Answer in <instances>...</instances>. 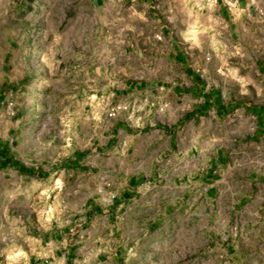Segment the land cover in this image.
Wrapping results in <instances>:
<instances>
[{"label": "rangeland", "instance_id": "374dc122", "mask_svg": "<svg viewBox=\"0 0 264 264\" xmlns=\"http://www.w3.org/2000/svg\"><path fill=\"white\" fill-rule=\"evenodd\" d=\"M170 1L169 20L130 21L126 13L107 21L104 47L96 49L88 37L77 48L71 44L72 0H0V91L16 84L0 102V146L42 173L0 165V264H30L46 231L78 223L89 202L110 205L137 174L148 179L151 194L140 199L136 221L126 213L107 240L116 233L123 240H156L151 254H141L143 264H161L160 240L171 249L176 240H196V254L176 260L170 253L169 264H264V23L258 20L264 10H256L251 33L245 23L236 32L231 22L197 17L195 0ZM173 46L228 106L224 117L210 110L194 132L170 99L162 107L149 102L146 114L117 101L127 77L158 78L168 88L182 83ZM98 67L110 83L96 82ZM189 106L185 99L184 109ZM119 124L126 133L114 141ZM162 128L177 140L169 152L157 132ZM139 131L141 139L127 137ZM215 152L220 166L207 175ZM184 154L187 163L175 160ZM64 160L75 167L64 168ZM194 168L196 194L179 179L195 175ZM214 180L215 192L207 196ZM181 188L190 192L184 198ZM221 240H230L229 250Z\"/></svg>", "mask_w": 264, "mask_h": 264}, {"label": "crops", "instance_id": "0c3cea01", "mask_svg": "<svg viewBox=\"0 0 264 264\" xmlns=\"http://www.w3.org/2000/svg\"><path fill=\"white\" fill-rule=\"evenodd\" d=\"M177 3L183 6L185 1L180 0ZM194 3L196 4V13L198 14V11L201 13L197 17L206 14L210 20L231 22L230 29L233 28L236 32L244 30L243 24L245 23L248 25V33H251L256 10L262 8L264 10V0H195ZM170 4H172L170 0H72L70 31L76 37V40H72L71 44L77 48L81 38L88 37L92 46L96 49H102L105 43L104 31L107 21H121L126 13L127 19L130 21L169 20L168 15L170 12L168 8ZM159 5H162V8L164 5V8L159 10ZM197 14L193 16L195 19ZM178 19L176 18V20ZM180 19H183V17ZM258 20L264 23V12L262 16L258 15ZM165 31V27H160L162 36H164ZM262 32L264 33V24ZM173 51V63L183 73L182 83L174 82L168 88L167 83L158 78L134 79L127 77L122 79L124 87L118 92L117 101L127 103L134 113L146 114L149 102L159 100V106L162 107L170 99L171 102L175 103L177 109H181L183 122L190 124L193 132L196 131V121L205 117L210 110H213L220 117L228 115V106L222 103L221 91L218 89L207 91L201 76L196 74V64L187 61L186 52L179 46H173ZM96 71L95 79L98 84L110 83L109 78L104 76L106 75L105 67H98ZM154 85H160L161 87H153ZM163 87L167 88L165 95L163 94ZM14 89H16L14 83L3 84L0 91V102L3 101L8 92ZM185 99L191 100V106L187 110L183 107ZM242 108L246 110L245 107ZM125 131L123 124L113 128L112 138L114 141L117 139V135L120 137L121 133ZM157 132L161 134V138L166 144V151L169 152L170 145L175 146L176 138L172 140L173 133H170L166 128L157 130ZM143 135L139 131L129 134L127 137L135 138L137 141ZM5 147L4 144L0 146L1 166L15 165L19 173L30 176L35 175L36 177L42 175L40 171L37 170V172L31 167L16 162L6 152ZM220 159L217 152L210 157L207 175H209L210 170L215 173L214 170L220 166ZM175 160L180 163H187L188 155L184 154L180 160L178 158ZM192 161V164L196 165V157H193ZM165 163L168 165L170 161L166 159ZM63 166L64 168L75 167L72 161L69 160H64ZM166 170L169 171L168 168ZM193 173L195 175L182 176L179 179H185L188 182V185H184L186 188L193 185L194 189L192 190L194 191H192V194H196V180L194 181L196 168H194ZM162 178L167 179V175ZM210 180H212L211 177ZM146 182L150 184L145 175H132L126 180V188L116 194L110 205L101 206L89 202L85 206L82 216L79 217L78 223L71 222L57 230L50 228L42 235L34 256L30 258V264H143L141 254H151L153 252L152 245H157L156 240H123L118 233L114 234L113 240H107L109 237L107 231L110 227L114 228L115 225H118L122 216H126V213L134 214L136 221L137 214L141 211L137 210V206L142 204L140 199L148 193L151 194V186H147ZM176 182L173 179L172 185L175 187ZM216 183L217 181L214 180L209 186L206 191L207 196L215 192L214 186ZM180 192L182 198L190 193L184 191L183 188ZM78 238L79 240H77ZM221 241L224 242L225 249L229 250L230 240ZM93 246L95 248L100 246V249L95 251ZM160 246L161 264H169L170 253L176 256V260L184 259L187 255L196 254V240H176L172 249L168 240H160Z\"/></svg>", "mask_w": 264, "mask_h": 264}, {"label": "built area", "instance_id": "2783aa9c", "mask_svg": "<svg viewBox=\"0 0 264 264\" xmlns=\"http://www.w3.org/2000/svg\"><path fill=\"white\" fill-rule=\"evenodd\" d=\"M114 108H112L111 110H109L108 114L110 117L114 116Z\"/></svg>", "mask_w": 264, "mask_h": 264}, {"label": "trees", "instance_id": "16d2710c", "mask_svg": "<svg viewBox=\"0 0 264 264\" xmlns=\"http://www.w3.org/2000/svg\"><path fill=\"white\" fill-rule=\"evenodd\" d=\"M263 113H264V108H263Z\"/></svg>", "mask_w": 264, "mask_h": 264}]
</instances>
